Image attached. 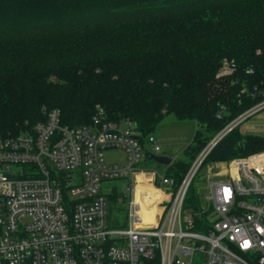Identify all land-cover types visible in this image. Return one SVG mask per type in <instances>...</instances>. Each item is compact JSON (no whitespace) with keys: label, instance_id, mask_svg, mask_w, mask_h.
I'll list each match as a JSON object with an SVG mask.
<instances>
[{"label":"trees","instance_id":"obj_1","mask_svg":"<svg viewBox=\"0 0 264 264\" xmlns=\"http://www.w3.org/2000/svg\"><path fill=\"white\" fill-rule=\"evenodd\" d=\"M226 64L234 71L220 76ZM263 100L264 0H0V135L46 110L77 127L103 109L145 142L175 114L198 124L185 157L166 166L180 184L215 135ZM263 150L264 135L236 127L203 163ZM192 183L184 208L197 212Z\"/></svg>","mask_w":264,"mask_h":264},{"label":"built area","instance_id":"obj_2","mask_svg":"<svg viewBox=\"0 0 264 264\" xmlns=\"http://www.w3.org/2000/svg\"><path fill=\"white\" fill-rule=\"evenodd\" d=\"M233 71L226 64L219 75ZM263 109L264 100L229 122L180 184L144 167L161 150L154 135L143 142L132 120H109L103 109L77 127L63 125L59 109L46 110L45 120L0 135V264H264V150L227 161L209 181L206 208H184L214 146ZM117 148L126 159L108 162L105 152ZM148 174L153 222L137 225L136 180ZM117 180L129 184L127 227L110 221L118 195L103 190Z\"/></svg>","mask_w":264,"mask_h":264},{"label":"rangeland","instance_id":"obj_3","mask_svg":"<svg viewBox=\"0 0 264 264\" xmlns=\"http://www.w3.org/2000/svg\"><path fill=\"white\" fill-rule=\"evenodd\" d=\"M198 124L195 120L179 119L175 114L166 115L158 125L154 135L155 140L161 146V150L156 152V155L172 156L173 160L183 159L185 148L192 143L195 131ZM240 129L245 134L260 133L264 135V109L255 113L250 118L240 124ZM216 136V135H215ZM106 160L110 163L119 162L126 159V152L121 149L107 150L105 152ZM227 162V161H226ZM226 162L221 164L205 162L203 163L199 173L196 175L192 187L201 202V208H206L208 202L205 196L209 193L208 184L211 178H219L227 168ZM144 167L149 169H157L160 172H165L166 165L160 164L156 160L148 158L143 162ZM219 163V162H218ZM223 170V171H222ZM129 184L125 180L110 181L103 186L106 193L116 190V194L120 201L117 202L115 198L111 199V218L113 223L115 218L124 227H127V217L130 212V191ZM136 198L139 202L135 205L138 210V217L135 224L137 225H151L153 222L152 209L150 198L153 194V178L151 175L140 176L136 180ZM192 210L191 208H185ZM124 223V224H123ZM120 226V225H117ZM199 232H205L201 227L195 229ZM189 260V258H186ZM194 262H198L195 258Z\"/></svg>","mask_w":264,"mask_h":264},{"label":"water","instance_id":"obj_4","mask_svg":"<svg viewBox=\"0 0 264 264\" xmlns=\"http://www.w3.org/2000/svg\"><path fill=\"white\" fill-rule=\"evenodd\" d=\"M218 118L222 119L224 122L226 121V118L223 115H218ZM153 160H156L160 164L164 165H170L173 162L172 156H165V155H156L153 154L151 157Z\"/></svg>","mask_w":264,"mask_h":264},{"label":"crops","instance_id":"obj_5","mask_svg":"<svg viewBox=\"0 0 264 264\" xmlns=\"http://www.w3.org/2000/svg\"><path fill=\"white\" fill-rule=\"evenodd\" d=\"M241 130V129H240ZM241 132H242V130H241ZM242 133H244V132H242ZM254 134H260V133H254ZM262 135V134H261ZM217 164H221L220 162L219 163H217ZM167 166V165H166ZM223 171V170H222ZM220 174H224V171L223 172H219ZM218 178V177H217ZM217 178H213V179H217ZM220 178V177H219Z\"/></svg>","mask_w":264,"mask_h":264},{"label":"bare ground","instance_id":"obj_6","mask_svg":"<svg viewBox=\"0 0 264 264\" xmlns=\"http://www.w3.org/2000/svg\"><path fill=\"white\" fill-rule=\"evenodd\" d=\"M228 62V61H227ZM233 63V62H232Z\"/></svg>","mask_w":264,"mask_h":264}]
</instances>
